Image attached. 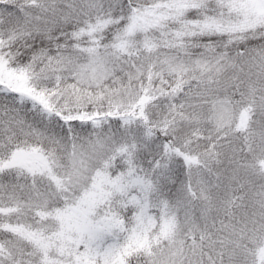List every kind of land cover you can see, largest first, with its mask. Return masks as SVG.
I'll return each instance as SVG.
<instances>
[{
    "label": "snow or ice",
    "instance_id": "snow-or-ice-1",
    "mask_svg": "<svg viewBox=\"0 0 264 264\" xmlns=\"http://www.w3.org/2000/svg\"><path fill=\"white\" fill-rule=\"evenodd\" d=\"M0 264H264V0H0Z\"/></svg>",
    "mask_w": 264,
    "mask_h": 264
}]
</instances>
